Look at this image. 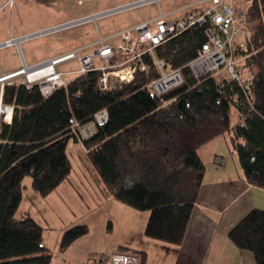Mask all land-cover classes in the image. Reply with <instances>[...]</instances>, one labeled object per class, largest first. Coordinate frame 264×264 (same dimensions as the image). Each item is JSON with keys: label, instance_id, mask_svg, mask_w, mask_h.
Listing matches in <instances>:
<instances>
[{"label": "trees", "instance_id": "trees-1", "mask_svg": "<svg viewBox=\"0 0 264 264\" xmlns=\"http://www.w3.org/2000/svg\"><path fill=\"white\" fill-rule=\"evenodd\" d=\"M242 11L245 42L238 36L233 43L237 79L229 73L221 79L217 74L199 78L186 65L207 42L206 30L215 28L207 21L156 48L169 65L182 67L185 78L162 97L145 88L158 75L153 65L132 81L116 80L106 89L99 69L75 74L48 96L39 82L4 83L1 104L13 111L8 108L12 116L5 115L6 120L0 113V264H52L49 254H39L45 250L42 224L31 216L18 219L16 213L26 177L43 196L70 178L71 140L82 144L87 169L104 195L149 210L146 234L174 245L185 240L203 185V145L228 134L245 179L264 188V0H251ZM146 61L151 64L148 57ZM104 108L107 120L85 136L81 127ZM87 231L86 224L73 226L65 232L63 245ZM228 235L239 249L253 253L256 264H264L263 208H252ZM131 253L146 264L145 252Z\"/></svg>", "mask_w": 264, "mask_h": 264}, {"label": "rangeland", "instance_id": "rangeland-1", "mask_svg": "<svg viewBox=\"0 0 264 264\" xmlns=\"http://www.w3.org/2000/svg\"><path fill=\"white\" fill-rule=\"evenodd\" d=\"M128 1L131 0H56L52 4H45L37 0H13L12 4L0 10V40ZM188 1L190 0H163L161 6L164 11H169ZM241 2L242 0H234V6ZM158 14L157 4L151 3L103 17L97 22L92 21L22 41L19 46L3 48L0 51V68L6 69L15 63L22 69L24 61L30 65L56 57L95 43L99 34L109 36ZM241 27L243 31L238 39L244 43L245 28L243 24ZM78 66V60L73 59L57 67L69 71L77 69ZM74 75L68 74L66 79ZM226 76H229L226 70L217 73L220 79ZM13 80L27 81V74L22 73ZM237 113L234 108V122L237 121ZM4 114L8 119L12 116L9 109L4 111ZM83 149L81 143L74 140L69 142L67 152L73 163L70 181L59 185L49 195L43 196L35 190L31 177L24 179L26 187L16 217L23 219L31 216L44 227L45 250L39 254H49L52 264H97L105 263L113 253L136 251L139 255L146 253V264H177L174 244L151 238L146 234L149 210L137 209L114 197L108 198L104 195L87 169ZM80 224L87 225V233L68 246L63 245L65 232Z\"/></svg>", "mask_w": 264, "mask_h": 264}, {"label": "built area", "instance_id": "built-area-1", "mask_svg": "<svg viewBox=\"0 0 264 264\" xmlns=\"http://www.w3.org/2000/svg\"><path fill=\"white\" fill-rule=\"evenodd\" d=\"M162 1L131 0L0 41V49L19 46L22 41L92 21L97 22L103 17L143 5L154 3L159 8V14L156 17L118 30L109 36L99 34L98 40L93 44H87L35 64L29 65L24 61V67L21 70H16L0 77V107L2 106V88L6 81H10L16 76L25 73L26 68L36 67L51 61L53 62L52 69L45 75L31 78L27 74V81L39 82L42 92L46 96L57 87L67 86L69 79H66V75L68 74H81L99 69L102 71L100 84L106 89L116 80L121 82L132 81L138 72L148 71L153 65L157 69L158 75L150 79L146 83L145 88L151 94L162 97L167 92L180 86L185 81V78L182 67L169 65L164 58L156 55V48L191 26L195 24L202 25L207 21H210L215 28L206 30L207 42L203 44L197 56L186 65L190 66L199 78L208 74H217L222 70H226L233 78H239L235 71L233 43L242 31L241 24L245 18V13L237 10L233 5V1L195 0L179 8V10H186L183 17L170 19L168 17L170 13H165L161 9ZM12 2L13 0H7V4H12ZM207 2H210V4L206 5ZM114 57L119 58L116 63L111 62ZM146 57L150 59L151 64L146 61ZM73 59H77L79 62L77 69L63 71L57 67ZM99 61L102 63L97 64ZM107 118L108 110L104 108L95 113L92 122L81 127V131L85 136H90L94 132V127L105 122ZM76 124L80 125L79 123ZM218 162L220 164L223 163L224 158L219 157ZM16 264L35 263L21 262ZM97 264H140V258L135 253L117 252L111 254L105 263L100 262Z\"/></svg>", "mask_w": 264, "mask_h": 264}, {"label": "crops", "instance_id": "crops-1", "mask_svg": "<svg viewBox=\"0 0 264 264\" xmlns=\"http://www.w3.org/2000/svg\"><path fill=\"white\" fill-rule=\"evenodd\" d=\"M191 1L195 0L169 11H164L162 6L161 9L170 13V19H179L186 12L179 8ZM224 1H233L234 4V0ZM250 2L251 0H242L235 8L246 9ZM209 4L210 2L206 3ZM7 5V0H1L0 10ZM179 13L183 14L173 17ZM15 36L3 37L0 41ZM19 62L22 63L21 60ZM19 68L15 63L9 68H0V77ZM199 153L206 164V172L185 240L174 248L177 264H256L253 253L239 249L229 238L228 232L252 208L264 209V188L245 179L238 154L231 145L228 134L203 145ZM219 157L224 158L221 164L217 160ZM67 181L70 178L62 184Z\"/></svg>", "mask_w": 264, "mask_h": 264}, {"label": "bare ground", "instance_id": "bare-ground-1", "mask_svg": "<svg viewBox=\"0 0 264 264\" xmlns=\"http://www.w3.org/2000/svg\"><path fill=\"white\" fill-rule=\"evenodd\" d=\"M52 61L49 63H43L41 65H38L36 67H32V68H26V74H28L31 78L36 77V76H41V75H45L46 73H48L51 69H52ZM21 70V69H18Z\"/></svg>", "mask_w": 264, "mask_h": 264}, {"label": "water", "instance_id": "water-1", "mask_svg": "<svg viewBox=\"0 0 264 264\" xmlns=\"http://www.w3.org/2000/svg\"><path fill=\"white\" fill-rule=\"evenodd\" d=\"M8 108H10L11 111H13V107L12 106H1L0 107V113L3 114V117H5L6 114H4V111H6Z\"/></svg>", "mask_w": 264, "mask_h": 264}]
</instances>
